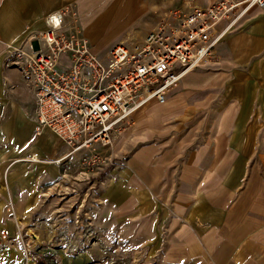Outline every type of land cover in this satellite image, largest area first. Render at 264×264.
<instances>
[{"label":"crops","instance_id":"crops-1","mask_svg":"<svg viewBox=\"0 0 264 264\" xmlns=\"http://www.w3.org/2000/svg\"><path fill=\"white\" fill-rule=\"evenodd\" d=\"M211 1L0 0V48L21 45L46 28L49 13L67 10L65 30L74 32L76 17L104 56L122 28L130 25L141 42L143 29L169 11ZM233 29L219 41L217 63L190 69L165 104L139 110L125 135L133 148L124 166L98 191L102 200L86 203L92 220L125 223L157 264H264V11L252 9ZM3 58L0 110L8 93L19 101L0 121V264H27L11 210L24 220L50 215L56 198L42 195L55 191L45 183L61 175L56 161L70 149L49 129L33 138L34 78L12 70L3 80ZM25 152L39 161L10 165Z\"/></svg>","mask_w":264,"mask_h":264},{"label":"built area","instance_id":"built-area-1","mask_svg":"<svg viewBox=\"0 0 264 264\" xmlns=\"http://www.w3.org/2000/svg\"><path fill=\"white\" fill-rule=\"evenodd\" d=\"M254 8L264 11V0H212L173 9L157 27L143 29L141 42H118L104 56L76 17L74 32L65 30L69 11L49 13L46 28L14 50L15 66L35 81L37 134L53 131L71 154H79L82 167L111 164L102 148L132 128L150 101L165 104L187 71L218 61L220 39Z\"/></svg>","mask_w":264,"mask_h":264},{"label":"rangeland","instance_id":"rangeland-1","mask_svg":"<svg viewBox=\"0 0 264 264\" xmlns=\"http://www.w3.org/2000/svg\"><path fill=\"white\" fill-rule=\"evenodd\" d=\"M146 28L153 29L154 27ZM131 30L130 25L122 28L118 32L115 44L118 42H125L129 45L138 43V34H130ZM128 34L130 37L127 39ZM218 45L217 52L219 54ZM16 46L7 44L4 51L3 48H0V52L4 54L2 60L3 80H5L6 73L12 70L17 71L26 79L30 77L20 67L15 66L17 59L14 50ZM93 46L95 47L94 44ZM25 86L27 87L28 84ZM8 94L10 97L0 110V121L10 118L14 102L19 101V97L14 96L12 92ZM30 114L36 120L34 111H30ZM137 120L136 114V123ZM129 130L120 136H115L112 146L102 148L103 157L107 163L111 164L105 163L100 168L92 170L81 166L79 154L70 152L66 156V160L56 161L62 173L54 182L47 181L45 183V186H48L47 190L54 186L55 192L49 193V197L42 195L43 201L48 198L49 200L56 198L50 215L40 216L41 218L39 217L37 220L32 218L24 220L14 212V209L11 210L9 222L14 224L21 239V249L27 264H67L81 257H84L82 264H157L143 251V241L139 240L141 238L138 239L139 236L134 237L128 234L125 223L119 225L118 228H112L107 221L101 220L102 216L100 219L92 220L89 210L86 209V203L94 201V198L98 202L102 200L98 191L104 187L103 184L111 177L113 171L124 166L130 155L133 148L132 143L127 142L125 136ZM32 135L38 140L42 137V134H37L35 123ZM35 155L38 157L37 152ZM73 156H77V158L71 160ZM35 162L32 160V156L26 155L25 152L16 157L10 165L27 164L32 166ZM2 235L10 237V230L5 229Z\"/></svg>","mask_w":264,"mask_h":264},{"label":"bare ground","instance_id":"bare-ground-1","mask_svg":"<svg viewBox=\"0 0 264 264\" xmlns=\"http://www.w3.org/2000/svg\"><path fill=\"white\" fill-rule=\"evenodd\" d=\"M105 248V247H104ZM105 250H106V248H105Z\"/></svg>","mask_w":264,"mask_h":264}]
</instances>
